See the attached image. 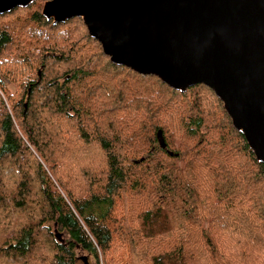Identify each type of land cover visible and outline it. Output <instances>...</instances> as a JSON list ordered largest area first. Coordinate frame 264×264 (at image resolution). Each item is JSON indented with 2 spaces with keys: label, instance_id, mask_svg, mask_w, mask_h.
<instances>
[{
  "label": "trees",
  "instance_id": "trees-1",
  "mask_svg": "<svg viewBox=\"0 0 264 264\" xmlns=\"http://www.w3.org/2000/svg\"><path fill=\"white\" fill-rule=\"evenodd\" d=\"M27 11L0 14V58L23 61L22 100L0 96V250L26 264L59 230L50 264H264V162L213 89H174L113 63L80 17ZM11 198L25 224L1 217Z\"/></svg>",
  "mask_w": 264,
  "mask_h": 264
},
{
  "label": "water",
  "instance_id": "water-1",
  "mask_svg": "<svg viewBox=\"0 0 264 264\" xmlns=\"http://www.w3.org/2000/svg\"><path fill=\"white\" fill-rule=\"evenodd\" d=\"M32 1L0 0V14ZM42 14L80 17L117 65L181 91L212 88L264 162V0H49Z\"/></svg>",
  "mask_w": 264,
  "mask_h": 264
},
{
  "label": "rangeland",
  "instance_id": "rangeland-1",
  "mask_svg": "<svg viewBox=\"0 0 264 264\" xmlns=\"http://www.w3.org/2000/svg\"><path fill=\"white\" fill-rule=\"evenodd\" d=\"M47 1H49V0H33L28 5L23 6L20 9H14L15 11L11 10L10 13H13V14L14 13H21L22 17H23V16L28 14V11H27L28 8H38L39 12L42 13L43 6H44L45 2H47ZM6 16L8 17V15H6ZM15 18H17V16H13L11 18V20L15 19ZM0 22L5 23V21L1 20V19H0ZM1 23H0V26H2ZM12 25H14V24H12ZM25 41L29 42L27 37H24L22 39V43H20V47ZM45 52L48 53L49 51H45ZM17 53H18V49L16 50L15 47H11V48L7 49L4 52L3 57L0 58V80L2 81L4 87L7 89V94H3V95L0 94V96L2 97L3 102H4V106L7 108L8 112H11L10 107H8L10 100L15 101L16 103L22 100L21 96L19 95L20 86L22 83V77L19 74H23V69L19 68V66H21L20 65L21 62L17 63V64H16V62H14L15 58L18 59ZM4 57H5V59H4ZM18 60L22 61L21 59H18ZM39 68H41V67H39ZM38 71H40V70H38ZM24 103L25 102L23 101V103L18 104L17 109L20 110ZM1 106H2V104L0 103V108H1ZM26 165H27V163H26ZM46 170L48 171V168H46ZM63 178H64L63 180H65V182L69 186H71L73 189H77L78 186L83 185L80 182H76V184L78 185L77 186L75 184V182L70 177L63 176ZM74 178L76 179L77 177L74 176ZM13 181H14V179H12V178H5L4 179V182H3L4 188L3 189H5L6 192H9L10 190H13L15 188ZM7 203H8L7 210L5 213L1 214V217H4V215H6L8 218V214H9V220L10 221L15 222V223L25 224L27 219L25 218L23 213L18 212V210L13 206L12 198L10 200L8 199ZM27 206H32V209H30V210L25 208L30 213H32L36 209L37 202L35 201L34 196H31V200L27 204ZM15 216L17 217V219L15 218ZM0 226H2V225H0ZM41 232L42 233H40L39 236L36 238V243L34 244V247L32 248L31 252L29 253V255L26 259V264H50V262L52 260L51 252H52V249L55 245V242L58 240V238H60L62 241H65V239H63L60 236L59 230H56V232L53 234H46V236L44 235V231L41 230ZM55 234H58L59 237H55ZM42 235H44L46 237V240L44 237H41ZM63 237H65V236L63 235ZM2 241H3V239H0V244L2 243ZM2 245L3 244H1V246ZM16 256H18V253H16V252L0 250V264H20L17 262L18 258H16ZM100 262L102 263V259H100Z\"/></svg>",
  "mask_w": 264,
  "mask_h": 264
}]
</instances>
